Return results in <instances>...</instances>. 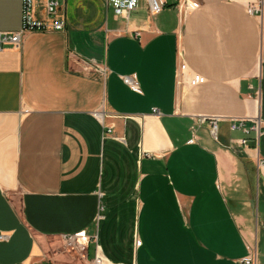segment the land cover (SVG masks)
I'll list each match as a JSON object with an SVG mask.
<instances>
[{
	"label": "crops",
	"instance_id": "crops-1",
	"mask_svg": "<svg viewBox=\"0 0 264 264\" xmlns=\"http://www.w3.org/2000/svg\"><path fill=\"white\" fill-rule=\"evenodd\" d=\"M60 1L66 29L0 51V264H264V0Z\"/></svg>",
	"mask_w": 264,
	"mask_h": 264
},
{
	"label": "built area",
	"instance_id": "built-area-1",
	"mask_svg": "<svg viewBox=\"0 0 264 264\" xmlns=\"http://www.w3.org/2000/svg\"><path fill=\"white\" fill-rule=\"evenodd\" d=\"M116 17L129 19L131 14L139 7V0H108ZM166 0H149V9L151 14H159L165 7ZM186 8H191V0H185ZM64 8L60 0H22V24L19 30L0 31V51L7 46L20 47L23 37L27 32L33 31H60L66 29L67 22L64 18ZM250 14H255L259 18L264 16V5L262 2H257L248 7ZM74 55H71L73 57ZM85 68L99 73L106 77L109 73L108 68L103 64L86 63ZM125 83L133 89L139 91V85L133 76H124ZM158 113V109L154 110ZM212 125V133L217 139L218 118H209ZM200 121H206V118H201ZM255 125L252 128L246 127L245 118H234L231 124L232 130H242L245 133L255 131L259 137L262 133V122L259 118L254 119ZM242 145H247V139L239 140ZM264 163V161H262ZM7 235L0 231V239H5ZM90 237L86 236L85 232L62 235L66 249L85 250L90 243ZM253 250V249H252ZM245 264H256L257 256L253 250L249 257L243 260ZM93 264H103V258L99 255L95 257Z\"/></svg>",
	"mask_w": 264,
	"mask_h": 264
}]
</instances>
